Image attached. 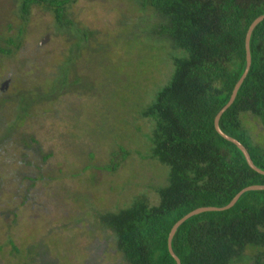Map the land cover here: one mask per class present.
Returning <instances> with one entry per match:
<instances>
[{"label":"rangeland","instance_id":"rangeland-1","mask_svg":"<svg viewBox=\"0 0 264 264\" xmlns=\"http://www.w3.org/2000/svg\"><path fill=\"white\" fill-rule=\"evenodd\" d=\"M141 1L79 0L69 16L94 31L81 48L35 7L21 47L0 53V264H125L102 218L138 196L158 203L168 169L149 158L154 122L143 111L181 52L156 40L159 19ZM18 2L0 0L1 45ZM248 126L264 136L263 122ZM120 148L131 156L110 172ZM262 252L249 245L232 264H264Z\"/></svg>","mask_w":264,"mask_h":264},{"label":"trees","instance_id":"trees-1","mask_svg":"<svg viewBox=\"0 0 264 264\" xmlns=\"http://www.w3.org/2000/svg\"><path fill=\"white\" fill-rule=\"evenodd\" d=\"M18 26L0 44L11 54L22 45L32 9L51 14L61 35L77 36L76 48L94 31L70 18L79 0H18ZM158 17L156 40L181 52L174 70L143 116L154 122L149 158L168 169V182L151 205L144 196L102 218L113 232L125 264H177L168 249L173 225L200 207H223L251 185H264V175L252 169L242 151L215 129L217 113L229 101L246 68V35L264 14V0H142ZM252 65L234 103L222 115L220 127L248 149L254 164L264 170V142H257L244 116L264 123V21L254 29ZM70 68L55 79L67 82ZM131 153H113L110 172H116ZM255 245L264 256V190L247 191L224 211H209L186 220L172 247L181 264H232Z\"/></svg>","mask_w":264,"mask_h":264},{"label":"water","instance_id":"water-1","mask_svg":"<svg viewBox=\"0 0 264 264\" xmlns=\"http://www.w3.org/2000/svg\"><path fill=\"white\" fill-rule=\"evenodd\" d=\"M262 21H264V14L257 17L249 26L248 31H247V35H246V42H245V47H246V68L244 70V73L242 74V76L240 77V79L238 80V82L236 83L233 92L231 94V97L229 99V101L226 103V105L217 113L215 120H214V125H215V129L216 131L222 136L224 137L226 140L234 143L243 153L245 159L247 160L249 166L254 169L255 171L261 173L264 175V170L258 168L250 154L248 149L244 146L243 143H241L239 140H237L236 138L228 135L226 132H224L222 130V128L220 127V119L222 117V115L229 109V107L234 103L238 91L240 89V87L242 86L244 80L246 79L251 65H252V55H251V49H250V42H251V36L252 33L254 31V29L256 28L257 25H259ZM49 40V37L46 36L44 38V40L41 41V44L46 43ZM252 190H264V185H251L248 187H245L244 189H242L241 191H239L234 198L230 201L229 204L223 206V207H200L197 208L191 212H189L188 214L184 215L181 219H179L172 227L170 233H169V238H168V249L169 252L171 254V256L174 258V260L176 261L177 264H181V260L180 258L175 254L173 247H172V240L178 230V228L189 218H191L192 216H195L197 214L203 213V212H209V211H224V210H228L230 208H232L237 201L239 200V198L242 196V194H244L247 191H252Z\"/></svg>","mask_w":264,"mask_h":264},{"label":"flooded vegetation","instance_id":"flooded-vegetation-1","mask_svg":"<svg viewBox=\"0 0 264 264\" xmlns=\"http://www.w3.org/2000/svg\"><path fill=\"white\" fill-rule=\"evenodd\" d=\"M11 81H12V77H11V74H9V75L7 76V78H6V80L4 81L3 85L1 86V90H2L3 92H6V91L9 90V87H10ZM245 118H246L245 121H246L247 123L251 124V126H252V123H255L256 120L261 121L258 117L254 118V117H250L249 115L244 116V119H245ZM248 118L250 119V121H249ZM261 122H262V121H261ZM256 127H257V126H256ZM252 135H253V138H254V139H255L256 137H258V136H262V135H259V134H257V135L252 134ZM258 138H259V137H258ZM262 138H264V136H262Z\"/></svg>","mask_w":264,"mask_h":264}]
</instances>
